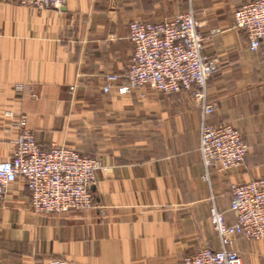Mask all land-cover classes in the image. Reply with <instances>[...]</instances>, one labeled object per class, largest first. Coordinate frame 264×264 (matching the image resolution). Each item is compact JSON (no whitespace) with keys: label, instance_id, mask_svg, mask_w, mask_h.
Returning <instances> with one entry per match:
<instances>
[{"label":"crops","instance_id":"1","mask_svg":"<svg viewBox=\"0 0 264 264\" xmlns=\"http://www.w3.org/2000/svg\"><path fill=\"white\" fill-rule=\"evenodd\" d=\"M249 1L68 0L56 11L0 0V162L24 116L43 149L73 147L112 168L97 174L95 205L67 213L35 211L25 180L14 182L0 200V264H184L220 247L212 204L235 220L231 184L264 177V45L252 51L234 24ZM190 10L218 64L210 121L235 125L249 145L241 166L216 164L209 181L193 94L132 88L126 77L130 24ZM109 74L120 80L104 92ZM232 247L245 264H264V240Z\"/></svg>","mask_w":264,"mask_h":264},{"label":"built area","instance_id":"2","mask_svg":"<svg viewBox=\"0 0 264 264\" xmlns=\"http://www.w3.org/2000/svg\"><path fill=\"white\" fill-rule=\"evenodd\" d=\"M67 1L20 3L29 8L63 11ZM234 24L246 31L250 49L259 50L264 45V0H252L239 7L234 13ZM129 37L134 54L126 77L132 88L150 87L162 93L189 91L203 109L200 153L205 179L210 180V169L216 164L225 170L241 166L249 150L241 130L231 123L210 121L215 105L209 102L207 86L218 71V64L203 54L205 37L195 11L155 22L134 20ZM119 80V75L109 74L103 91L110 92ZM19 127L13 156L0 162V200L14 182L24 179L31 193V206L37 212L67 213L93 207L97 174L109 173L112 168L73 147L52 145L43 149L24 116ZM230 194V211L235 220L230 221L227 212L216 203L210 209L220 247H203L186 256L184 264H245L232 244L240 238L264 240V177L232 183Z\"/></svg>","mask_w":264,"mask_h":264},{"label":"rangeland","instance_id":"3","mask_svg":"<svg viewBox=\"0 0 264 264\" xmlns=\"http://www.w3.org/2000/svg\"><path fill=\"white\" fill-rule=\"evenodd\" d=\"M22 87V86H21ZM21 87H19L20 89H23V88H21Z\"/></svg>","mask_w":264,"mask_h":264}]
</instances>
